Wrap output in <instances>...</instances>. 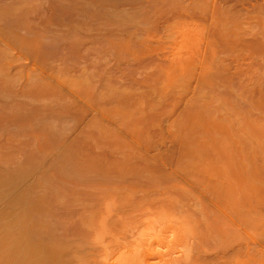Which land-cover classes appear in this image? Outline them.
<instances>
[{"label":"bare ground","instance_id":"6f19581e","mask_svg":"<svg viewBox=\"0 0 264 264\" xmlns=\"http://www.w3.org/2000/svg\"><path fill=\"white\" fill-rule=\"evenodd\" d=\"M0 264H264V0H0Z\"/></svg>","mask_w":264,"mask_h":264}]
</instances>
